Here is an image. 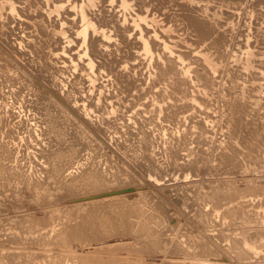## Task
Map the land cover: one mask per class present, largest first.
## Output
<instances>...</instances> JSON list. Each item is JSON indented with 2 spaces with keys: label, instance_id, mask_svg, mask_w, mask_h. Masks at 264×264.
<instances>
[{
  "label": "rangeland",
  "instance_id": "rangeland-1",
  "mask_svg": "<svg viewBox=\"0 0 264 264\" xmlns=\"http://www.w3.org/2000/svg\"><path fill=\"white\" fill-rule=\"evenodd\" d=\"M9 1L13 2L14 5H17L18 1H20L18 6L22 2H23L22 4L25 6L24 7L22 5H20V7L15 6L14 7L15 9L13 10L14 12H11L8 9V5L10 6ZM27 1H28V3L24 2L23 0L22 1L21 0H7V1L6 0H0V62H1L0 66H1V64H3L2 67H0V72L2 71L1 68L6 69L7 67H10L13 69V70L11 69V72H9L10 68H8L9 70L6 69V72H8V73H6L5 70L3 69L4 71H2L0 73V83H1L0 89L2 88L0 91L3 92V93H1V92L0 93L3 96H5V97H2L0 95V97L2 98V99L0 98V117L2 118V119L0 118V128L4 129V126H5L4 124H6V123H7L6 126L8 128H10L12 126L13 121H15V120L17 122H23L24 121L23 123H21L23 125L22 129H21L22 131L19 130V132L17 134L18 137L15 138V141H13V142H15V144H16L19 140V137L23 136L26 138V136H28L29 139H27V140L31 143H29L25 139L24 142L27 141V144H28L27 146L31 147V148L36 146L38 148L39 146L34 141L35 140L38 141V139H40L39 140V142H40L41 138L43 137L41 135V133L45 127L44 118L46 116L41 114L42 111L39 108H37L34 104L31 103V102H33L31 97L35 96V97H33V99L34 98L36 99V96H37L36 94H38L39 91H41L40 94L48 97V99L54 103V106H56L60 110H63L62 111L63 113L61 112L62 118L67 119V120L69 119L71 122L69 120L68 121L71 124H72V122H74L73 124H75V122L77 121L76 122V124L78 125L77 128L79 127L80 130L82 129V131H85L86 135H88L90 137V139L92 140L93 147L91 146L90 149L92 148L91 150L93 152H91V154L95 153L94 150L96 151V148L98 149L97 153L101 154L102 152L99 150H102L104 154H102L100 157H97V160H101L103 162V165L105 163H107V165L111 164L113 166V169L119 168L120 170H122L123 177L126 181L130 180V181L134 182V184H135L134 187H133V185L128 186L130 190H128L127 187H126V189H124V190H127L126 193H128V192L133 193L134 191H137V190L132 191L131 188L134 189L135 187H138V191H140L141 193L143 192V194H145V195L147 194V199L148 198L150 199L152 206L161 207L158 209L161 210V215L163 214V217L166 216V218L164 217V219H167V217L169 218V219H167L168 220L167 222L171 223V225L168 224V229H167V227H165V229H167V230L164 232V234L166 233L167 237H170V239L167 238V242H168V244H171L169 242L177 241L180 244V247L183 248V255H180V254L177 256L174 254L168 255V253H166L167 251H165L167 249H163L164 252H162V253L163 254L165 253V254L163 255L161 253L160 254L161 256L158 255V257L159 256L160 257L155 259V260L150 259L151 264L153 262H159L160 258L163 261L169 260V262H175L176 261V262H183L185 264H198V263L200 264V262H203V263L205 262L207 264L208 263L209 264H212V263L213 264L214 263H216V264H264V245H262V243L264 244V205H263L264 202L263 201H262L263 203L260 202L264 198V194L259 195V196L253 195L254 196L253 197L250 194L251 192L248 193V191H247L248 196H246L245 195V194H247L246 191H241V193L243 192L242 193L243 196L242 195H240V197L235 196V191H237L241 188L243 190V188L248 186V185L261 184L262 182L264 184V131H263L264 130V126H263V124H264V83H263L264 77L263 76L264 75L259 74V76H258L257 73H254V72L258 71V68H260L261 70H264V68H263V65H264V60H263L264 56L263 55L264 54L261 53L262 49L264 50V46H262V45H264L263 44L264 43V40H263L264 36H263V39H262V37H260V35L261 36L264 35V15H262V13L264 14V0H223V1L222 0H216V1L215 0H213V1L212 0H199L200 1L199 3H197L198 0H197V2H195V0H194V4L190 5V7L192 6L196 10H198L199 8H196V7H198V5L200 4L199 5V6H201L200 7L201 11L199 9V12L201 13L200 15H202L204 13L202 15V17H204L207 20L211 19L215 28L218 26L221 28L220 29L218 27V30H221V32H222V30H226V31H223L222 34L224 35V38L226 37L225 39L227 42L224 43V45H222L223 48L221 47L222 53L225 50L224 51L225 54L223 53L222 54L223 56H221V58H219L220 65H219V67H217V70L213 71L214 73H211L212 71L210 72L212 74V75L210 74L212 79L214 77V80H212L213 85L211 84L212 86L210 88L203 87V82L200 81L201 79L197 78L198 77L197 72L195 74L196 69L192 70V69H194V67L196 68V66H198V65L202 66V61L200 62L201 63L200 64L199 63V56L196 54V51L197 52H198V50L200 51L201 50L200 48H204L205 46H203L204 44H201V42L200 43L197 42L198 44L195 43L196 42L195 37H192L193 35L191 34V32L189 33L188 32L189 30H187L185 28L186 26L183 25L185 27L182 28L181 22L184 21L183 17L182 16L180 18L177 17V16H180V11L186 12L185 8H188V6H189V3H186L188 1L184 0V3H186V4H184L186 6L185 7L183 5V0H171V1H173V3H168L169 5H167V4L165 5V3L168 0H159V1L158 0H153V1L151 0L150 3H149V0L145 1L144 3L139 2V0H130L131 1L130 11L132 13L135 11H139L140 9L142 11H144L143 8L146 6V7H148V8L145 7L147 10L145 8L144 9H145V11H147V14H149L152 11L151 15L150 14L149 15L152 16V14H153V16L155 17L156 15L154 13L156 11H154V10L159 8V6L160 7L162 6L161 8H159V10L157 9V13H156L157 16L155 18L152 16L154 18L153 23H155L157 20L159 22L163 23L166 21V19L168 20L170 18L169 19V21L171 20L170 23H168L169 21L168 22L166 21L169 25H164L165 23L160 24L157 21L156 25L158 23L160 25L156 26L155 24L154 25L152 24L153 27L150 25V28L156 30V29H160L161 26H164V29H165V27L167 26L166 29L168 28V30L170 31V32H168V30H167V32H164L167 37L162 35L163 32H160V37L162 39L164 38L163 40H165L166 42H168V43L170 42V45L174 42L179 43V45L177 43L172 44L173 46L171 45L173 47L172 49L174 51L173 55L175 54L174 55L175 57H173V55H172V57L174 59H176V56L179 54L178 52H180V51H178L180 49V46H182L181 49L184 46L186 48L189 47V49L191 48V50H190L191 54H189L190 51L188 49H186L185 51L181 50V52H180L181 57H183V59H187L188 61H192L191 63H188L185 60H182L179 62L180 64H178V63H177V65L175 64L174 67L170 68L167 71V72L170 71L171 75H169L170 73H168L165 76H160V77H162L163 80L165 78L164 84H163V80H161L159 75H157L158 73H156V74L154 73V72H157L156 70H158L156 68V65H154V63L156 64V62H157L161 66L165 67V65H167L166 62H168V61H166V60H168V55L167 56L162 55L163 53L161 52L160 48H158L159 46H156V48H155V45H154L153 46L154 47L153 53L156 54V51H157L158 52L157 54H159L161 52L160 55L152 54L154 56H152V58H150L151 61L148 57L147 58L145 56H144L145 58L142 57L143 56L142 54H141L142 55L141 56L140 53L139 54L137 53V51L140 52L139 48H138L139 45L134 44L135 42H134V40H132V38L135 39V37L133 36L134 30H128V32H127L128 34H133L129 37L131 40L128 38V41L130 40L131 43H132V41L134 42L131 45L129 44V47L130 48L132 47V49H130V50H133V48H134V50L131 52L133 55L132 57L130 56L131 58L129 56H128L129 58L126 56L127 59L125 60V57L124 56L122 57L123 62L127 61V62H124L126 64V66L125 67L123 66L125 64H123L122 66L125 68L123 70H125L126 73L128 70L133 71V74H131L132 71H129V74L131 76L134 75V76H132V78L135 81L134 83H136V84H134L136 86V88H133L134 90L132 89L133 91L132 90L130 91V94H132V95L129 94V91H126L121 87L120 88L124 92L123 91L121 92V90L120 91L117 90V93H115V91H116L115 89H120V88H117L118 85L115 84V81L113 79L108 82L107 77L110 79L111 76L109 74L105 73L104 71H101V70L99 71V69L95 70V72L97 71L96 73L98 76L96 75L97 77L94 79L92 84H88V82H86V84L84 83L85 79L83 80V78H85V76H82L84 74V72L81 70V67L85 63V62H83V59L85 57L82 56V54H80V57H78L77 53L81 49V47H80L78 42H77L78 43V45H77V43H76L77 40H75V39H77L76 37H75V39H73L74 41L71 40L72 43L66 42V41H64L65 40L64 38L61 39L58 37H55L53 39L52 42L53 43L55 42L54 45L52 42H50V44L53 45L54 48L56 46L58 47V49H57V47L55 48V49H57V51L62 49L63 48L62 46L64 44L66 45V46H64L65 47L64 50L66 48H68V49H66V51H68V53H66V51H64V52L59 51L60 53H64L63 55L66 54L65 58L68 57L67 60L65 58H60V57L55 58L57 60L60 58V61L58 60L59 61L58 65L59 64L62 65V66H60V65L59 66L63 68V69H61V71H58L56 69L57 71H55V75H58L61 78L62 77H64V78L61 79L60 77L54 75L55 76L54 78H56V80H54V81H56L57 84L61 83L63 86L57 85L56 83H54V81H50L43 74V72L41 74V71L39 72L38 69L36 70L35 65L39 61L38 57H40V59L43 57L42 53H40V52L41 51L44 52V50L46 51V47H43V49L41 50V47L36 46L37 44L36 45L33 44V43H35V41L31 43V41L37 40L39 38V36H38L39 33H37V31L35 33H37L38 35L34 34V27L35 26L31 25V22L34 19L31 17V16H33V11L35 12L36 16L38 15V18L39 17L40 18L44 17V18H41V19L39 18L38 20H36L37 17L34 16L35 21L33 20L32 24L34 22L41 21L40 24L43 23L45 26L48 24L51 25L50 26L51 29H53L55 27L53 24L56 23V20H57V23L59 22V25H57V23L55 24L56 26L59 27L62 25L63 27H65V25H66L67 27H69L70 26V25H68L69 22H66L64 24L62 21H63L64 17H66V19H69V18L72 19L71 16L73 14H71L72 11H70V10H69L70 11V13H69L68 8L64 6L65 8L61 10V15H58V17L56 15H54L56 18L54 16H52L53 19L55 18L54 19L55 22L51 21V23H52L51 24L50 21L46 19V18H48V16L45 15L46 8H43L46 6L41 5L42 7H40V5H38L40 1H38V0H37L38 3H37V1H35L33 3H31V0H27ZM70 1L71 0H65V1L63 0V3L66 6H68V7L70 6L69 9L70 8L75 9L77 7V6H75V2H76V5L81 3L80 0H74V1L72 0V2H70ZM83 1L86 2V0H83ZM96 1H98V0H96ZM102 1L103 0H99L98 2H96L97 6H95V12H97L96 10L99 9L98 8L99 5L101 6L102 4L105 3L104 8H106V9L108 7L109 8L111 7L113 10L116 8L113 11V13L115 14V17L117 19L119 18L118 20L120 23V21L123 19V18H121L123 16V14H120V15H122L120 17V15H118L119 13H115V11L122 13L121 11H119L120 9L117 6V2L113 1L112 3L111 2L107 3L110 0L109 1L104 0L103 2ZM130 1H129V3H130ZM133 1H134V3H133ZM224 1H225V4L227 3V5L223 4ZM146 2L148 4H151L152 7H151V5H148ZM35 3H37V5ZM73 3H74V5H71ZM137 3H140V7H142V4H144L145 6L143 5V7L140 8L137 6V5H139ZM34 4H35V6H34ZM42 4H43V2H42ZM110 4H112V5H110ZM160 4H162V5H160ZM220 4L221 5L223 4L222 9L219 6ZM29 5L31 6L30 7L31 9L33 8L32 6H34L36 11L34 10V8H33V11L29 7L26 8V6H29ZM82 5H85V3L83 2ZM210 5L213 8V9L211 8L213 10V13L209 12V11H212V10H209ZM136 6L139 9L135 8ZM163 6L164 7L169 6V7L163 8ZM229 6H231V9H232V7H234L233 8L234 10L232 11L230 9L231 10V12H230ZM96 7H97V9H96ZM218 7H220V8H218ZM224 7H226V8H224ZM28 8L30 9L29 11H31L32 14L27 13V12H29ZM38 8H39V12H40L41 8L44 12L41 10V12H43V13H41V12L36 13L38 11ZM109 8H108V11H109ZM133 8L136 10H134ZM150 8H151V10H150ZM172 8H174V10ZM178 8L179 9L184 8V9L179 11ZM24 9L26 10V12H23ZM77 9H78V7H77ZM167 9L168 10L170 9V10L168 11ZM171 9L173 10L174 15H173V12L171 14V11H172ZM217 9H218V12H216ZM225 9H227L229 11L226 10V13L225 12L223 13V11H225ZM20 10H22V11H20ZM63 10H64V12L68 11V14L63 12V14H65V15H64V17H62V20H61L59 17L62 16ZM148 10H150V11L148 12ZM165 10H167L166 11L167 14H166ZM109 12H111V11H109ZM168 12H170V14ZM175 12L176 13L178 12V14H176ZM14 13H17V15L15 17H14V15H15ZM97 13H99V12H97ZM216 13H219V14L217 15ZM232 13H234L235 15ZM9 14H11L10 17H9ZM21 14H23V15H21ZM39 14L41 16H39ZM126 14L128 15V13H126ZM164 14H166V15H164ZM168 14H169V16H167ZM209 14L210 15L211 14L217 15V16H215L217 18H215L213 15L210 16ZM224 14H226V15H224ZM231 14H232V16H231ZM247 14H248V16H246ZM29 15H30V18L29 17L27 18V16H29ZM175 15H177V16H175ZM255 15H257V19H256ZM163 16H164L165 20L163 19ZM212 16H213L214 20L212 18H210ZM128 17H127V19H128ZM160 17H162L163 21H162V19L159 20ZM175 18H176V20H175ZM178 18L180 20V23L178 22L179 21ZM258 18H260V19H258ZM45 19L47 20V22L49 21L48 24H45L46 23ZM48 19H50V17ZM53 19L51 18V20H53ZM70 19H69V21H70ZM73 19L75 20L76 18L74 17ZM216 19H218L219 20L218 22L222 23V25H220ZM224 19H225V21H224ZM255 19L257 22H258V20L260 21L259 24H261L260 26H261V28H263L261 31H260V26H258L259 24L258 23L255 24L256 23ZM30 20H31V22H30L31 27L28 26ZM222 20H223V22H222ZM213 21H215L216 23H214ZM61 22L63 24H61ZM121 22H123V21H121ZM128 22H126L125 25H127ZM183 23L185 24V22H183ZM217 23H218V25H216ZM172 24H174V26L177 24H179V25H177L175 27L174 26L171 27ZM223 25H225V26H223ZM52 26H54V27H52ZM154 26H155V28L156 27L157 28L155 29ZM178 26H180V28H181V30H179V28H178L179 32L181 31L180 33L176 30ZM170 27L173 28V30L175 32L172 33V30ZM222 27L223 28L226 27V29L225 28L222 29ZM254 28H257L259 32L257 31V29H254ZM29 29H30V31H29ZM182 29L186 30V32L184 31L185 34H183L184 32H182ZM227 30H231V31L227 32ZM32 31H33V33H32ZM71 31H73V30L71 29ZM129 31H130V33H129ZM160 31H161V29H160ZM30 32H31V34H33V36L30 34ZM157 32L159 33L158 30H157ZM187 32H188V34H191V35L188 36ZM224 32H227L228 34H231V35L233 34L232 38L227 33H226L227 36H225ZM261 32H263V34ZM28 33H29V36L30 35L32 36V39H31V36L27 37ZM168 33H170L169 36L171 35L170 36L171 38L168 36ZM174 33L175 34L179 33L180 35H182V34L183 35L180 36L178 34L181 37V38L178 37V38H180V39H178ZM253 33L254 34L259 33L260 35L256 34V36H255V35H253ZM240 34L242 37L241 40L243 39V37H245L246 35L249 34L248 35V39H249L248 41L251 44V45L249 44L250 47L252 46L250 48V50L252 49L251 52L254 51V52H252L253 54H250V57L253 55H254V57H252V58L249 57L250 58L249 61L251 60V62L254 64L252 65L251 62H248L249 66H247L246 68L240 67V63L244 64V59H245L243 57V55L239 54V46L241 47V45H242V44L240 45V43L244 41V39H243V41L240 40L241 42L237 41L240 39ZM251 34L253 37L254 36L255 37L254 38L251 37L250 36ZM34 35L37 36V39H33V38H36ZM148 35H150V34H148ZM186 35H187V37H186ZM174 37L177 38L178 40H181L182 38H184V41L187 40L188 42H190L192 44L191 47L188 46L189 43H187V41L182 43V41H177V39H175ZM189 37L192 39V41L195 40V42L193 41L194 44H193V42L190 41L191 39H189ZM227 37H228V39H227ZM167 38H169V39H167ZM235 38L237 40H232ZM22 39L24 41L27 40L25 42L23 41L25 44L24 43L21 44L22 42L20 43V40H22ZM29 39L31 40L30 42H28ZM174 39L176 41H174ZM253 39L254 40L258 39V41L253 42ZM261 39L263 40V42ZM259 40H261L260 43L262 42V44L258 43ZM39 42L40 41H38V43ZM56 43L58 45H56ZM116 43H117V45L120 43V45H118V46L123 45L122 44L123 42L118 43V41H117ZM181 43H182V45H181ZM185 43H187V44H185ZM255 43H257L258 45H256ZM28 44L31 45L32 47H30ZM71 44H73V45H71ZM183 44H185L187 46H185ZM19 45H20V48H19ZM22 45H24V47H22ZM117 45H115V46L112 45V47H114L111 51L112 55H115V53L118 52V49H117L118 46ZM136 45H137V48H136ZM176 45L178 46L179 49L176 48L177 47ZM193 45H195V46H193ZM255 45L258 47L256 48ZM260 45L262 46L261 50L259 48V47H261ZM201 46H203V47H201ZM237 46H238V48H237ZM253 46L257 50H255V48H253ZM27 47H30V49H28L29 50L28 54L30 53L29 55L28 54L25 55L26 53L24 54V52H26ZM50 47H51V49H53L52 46H50ZM193 47H198V48L200 47V48L198 50H197V48H195V50H194ZM39 48H40V52H39ZM135 48L138 49L136 52H135V50H136ZM174 48H176V49H174ZM18 49H21V50H18ZM31 49H34V50H32L30 52ZM109 49H110V47L107 50L110 51L111 49L110 50ZM22 50H24V52H22ZM35 50L37 52H39L38 54H41L39 56L37 55L38 61H36L37 59L33 60V58H36L35 54H37V52ZM75 50H76V52H75ZM204 50H207V51H203L205 53L207 52L206 53L207 55L210 53L209 56L211 54H213L212 50H210L208 48H206ZM208 50H210V51L208 52ZM186 51L187 52L189 51V52L187 53ZM235 51H237V52H235ZM256 51H257V53H256ZM134 52H135L136 56H134ZM71 53H73V54H75V56H77V60H76L74 55L72 56ZM183 53H184V55H183ZM185 53H186V55H185ZM33 54L35 56H32ZM68 54H71L72 57ZM118 54L120 56H122V54L119 52L115 56L118 57L119 56ZM257 54H258L259 58L257 57ZM63 55H61V56L64 57ZM137 55H139V57L141 56L142 58L140 59ZM259 55H261V57ZM28 56L30 58L31 57L32 58L26 59V57H28ZM161 56L163 57L162 59H161ZM164 56L167 57L166 60L164 59L165 58ZM189 56H191L193 58H191ZM196 56H198V58H196ZM213 56L214 55H211L210 57L212 58ZM70 57L71 58L74 57L73 62L79 63L78 61H80V63H79L80 65L78 64L79 66H77V67H78L79 71L81 70L80 71L81 74L79 71H77L79 73L76 72V74L77 75L80 74V76L83 77L81 79V80H83L82 82L79 80L81 77H79V79H75V78H77L76 76L73 77V74H75V72L74 73H72V72L76 71L77 68L74 69V68L70 67L71 66L70 64L72 63V61L70 60L71 59ZM133 57H135V58L137 57V58L134 59ZM194 57H195V59H194ZM241 57H242V59H240ZM256 57L258 59H260V58L261 59L258 61ZM79 58H81L82 60ZM153 58L155 60H153ZM158 58H160L161 60ZM3 59L5 60L6 63L4 62ZM129 59H130V61H129ZM146 59H148V60H146ZM169 59H172L171 55H169ZM192 59L195 62L198 61L199 64L197 63L198 64L197 65L196 63H194V61ZM238 59H240L239 64H238ZM254 59L257 60L256 61L257 63H255L253 61ZM98 60L99 59L96 58V61H98ZM242 60H243V62H242ZM67 61H69V63ZM133 61H136V62L134 63ZM162 61L165 63H163ZM30 62H32V63H30ZM60 62L61 63L63 62V63L61 64ZM183 62L185 63L184 68L190 67V64L193 65V66L191 65L192 67L190 69L186 68L188 70L187 74H182L183 67L180 69V67L182 65H184ZM4 63L6 65L7 64H9V65L5 67ZM128 63L135 64L134 65L135 68L133 67L135 70L133 68H129L130 66L132 67L133 65L128 64ZM181 63H183V64L181 65ZM258 63H260L261 65L260 64L258 65ZM262 63H263V65H262ZM10 64H11V66H10ZM136 64L137 65L139 64L138 67ZM68 65H70V66H68ZM179 65H181V66H179ZM186 65H188V66H186ZM254 65H256L258 68H256V67L253 68ZM64 66H66V68L69 67L68 69H71V70L73 69V71L65 69ZM154 66H155V68H154ZM200 66L197 67L196 71H198L201 68ZM127 67L129 69L126 70ZM238 67H239V69H238ZM249 67H251V68H249ZM15 69H17V70H15ZM19 70H20V72H19ZM13 71H15L14 72L15 76L16 75L18 76L20 73V75H19L20 81H22V83H23L22 91H20L21 85H19V83L21 84V82L19 81V77L17 78V76L15 77V76L8 75L9 73L13 75ZM16 71H18V72L16 73ZM95 72H94V77H95ZM99 72L101 75L99 74ZM174 72H176V73H174ZM192 72L194 75H196L193 80H192V78L194 75L192 74ZM247 72H249V73H247ZM68 73H70L72 75V77H70L71 75ZM22 74H23V76L24 75L25 76L23 77ZM33 74H34V76H33ZM102 74L104 77H102ZM176 74H179L176 77L177 79L173 78V77H175ZM253 74H254V77H256V80L253 77ZM255 74H257V75H255ZM67 75H69V76H67ZM153 75L157 76V78L153 77ZM232 75H233L234 79H236V81L241 83V84L238 83L239 85L237 84L238 86H235V88H233L234 86L232 87L231 81H230ZM243 75H246V77L244 76L245 79L242 78ZM2 76L3 77L5 76V78H3ZM6 76H8V79H6ZM9 76H10V79L12 78L11 82H9L10 81ZM21 76H22V78H21ZM65 76H66V78H65ZM167 76L170 78L168 79ZM13 77H15V78H13ZM57 77H58V79H57ZM180 77H181V80H180ZM184 77H185V79H184ZM187 77L188 78L191 77V79L190 78L188 79ZM23 78H25V79H23ZM44 78L46 79L47 82L45 81ZM68 78H70V79L73 78V80L71 79L72 82L74 81L73 84L76 83L79 85V83H82V85L84 84L85 86L88 84L86 86V90L85 89L82 90L83 87L85 88L84 85H83V87H80V86H82L81 84H80V86H77L76 84H74L72 86V82H70V84H69L70 79H68ZM135 78H136V80H135ZM155 78L158 79V81ZM178 78H179V80H178ZM4 79H6L5 84H4ZM16 79L18 80L17 83L19 82L18 84H16ZM27 79H28V81H27ZM64 79H66V80H64ZM174 79H176V81H179V87L173 86L176 83V81ZM183 79L186 80L189 84L186 81L184 82ZM195 79H197V80H195ZM246 79L248 81H245ZM23 80H24V82L27 81L28 83L25 82L26 83L25 84L23 82ZM48 80H49V82H53V83H51L52 87L50 86ZM60 80L63 82H60ZM77 80H78V83H77ZM189 80H190V82H189ZM242 80H244V81L242 82ZM152 81H156V83L152 82ZM194 81H196L198 83L195 82L196 83L195 84ZM199 81H200V83H199ZM254 81H256L257 84L263 83V85H261V84L256 85V83ZM2 82H3L4 86H2ZM12 82H14L15 84ZM64 82H66V83L64 84ZM167 82H168V84H167ZM45 83H47V84H45ZM229 83H230V85H229ZM244 83L247 85L246 88H243L245 86ZM248 83L250 85H248ZM251 83H255L252 85H256V86L261 85V86H259L260 89H259V87H257V88H253V90H252ZM111 84H112V86H111ZM137 84H139V85H137ZM165 84H166L167 88L165 87ZM12 85H14L15 87L13 86V88H10V86L12 87ZM26 85H28L27 87L29 88V90L24 89V86H26ZM162 85H164V86H162ZM169 85L171 88L168 87ZM195 85H197V86H195ZM17 86H20V88L19 87L17 88ZM48 86H49V88H46ZM89 86L92 88V92H90L91 88ZM92 86L95 88H93ZM110 86L112 87V89ZM172 86L176 87V88H173ZM185 86L190 91L189 94H188L189 91L187 90V88ZM58 87H60V88H58ZM87 87H89V88L87 89ZM247 87L248 88L250 87L251 89L249 88L250 89L249 90ZM14 88H16V89H14ZM54 88L55 89L58 88V89H56V92H54L55 91ZM231 88L233 90L234 89L237 90L236 93H234L235 90L233 92V90ZM242 88L244 90L247 89L244 93L246 96L242 93V92H244V90ZM48 89H50V90H48ZM165 89H170V90H166L168 94L165 91H162ZM172 89L173 90L175 89V91H172ZM198 89H200V92L203 94H201L199 91H197ZM228 89H231V91L229 92ZM257 89H259L258 92H257ZM12 90H13V92H18V93H16L17 97L15 96V93L12 92ZM23 90L27 91L28 93L24 92ZM30 90H32V93H35V94H32ZM37 90H38V92H37ZM60 90H62V91H60ZM159 90H161V91H159ZM238 90L241 91V93L239 91V95L240 94H241V96L244 95L243 96L244 99L247 97L246 102H247L248 107H249L247 115L242 117V121L244 123H248V125H249L247 127V129H244V131H240V130L233 131V130H231L232 125L228 124V118H229L228 116L229 115H228V113H225V111L227 112V110L224 109V105H223L224 98H227V96L232 92H233L232 94H237ZM86 91H89L90 93L86 92ZM97 91L99 93L101 91V93H102V94L100 93L101 96H99V93ZM208 91L209 92L211 91V92L209 93ZM20 92H22V93H20ZM60 92H61V94H60ZM66 92H68L69 94ZM96 92L98 93V95L93 97L95 95L94 93H96ZM111 92H114V93L112 94ZM120 92H121L122 96L120 95ZM126 92H128L127 95H129V96L125 95ZM197 92H199V93H197ZM4 93H5V95H4ZM11 93H12V95H11ZM86 93L88 95L91 94L92 96L91 95H89V96L91 98L93 97L92 101H94V99H95V101L92 102L90 97H89L90 99H88V98L85 99L84 97H88V95ZM139 93H141L140 96H139ZM170 93L171 94L173 93L174 95L173 94L171 95ZM179 93H181V95ZM66 94H68V95H66ZM81 94L84 96H82ZM103 94H105V95H103ZM177 94H179V95H177ZM198 94H200L201 96H204V98L201 96H199L201 99L199 97L198 98L194 97V96H197ZM204 94L207 95V97H205ZM48 95L52 96V98L54 100ZM60 95L62 96V98L64 96V98L62 99L63 101L61 100ZM111 95H113V96H111ZM189 95H190V97H189ZM191 95H192V97H194L193 98L194 101L192 100ZM56 96H58V97L56 98ZM71 96H72V98H71L72 100L70 99ZM102 96H105L106 98L102 97ZM116 96H117V98H115ZM170 96H171V98L168 100L167 97H170ZM97 97H98V99H97ZM99 97H101L102 100ZM119 97L122 99L121 102H120ZM134 97H137V98H134ZM180 97L181 98L184 97V98L181 99ZM104 98H105V100H103ZM179 98L182 102H180ZM195 98H196V100H195ZM28 99L29 100L31 99L30 100L31 102H29ZM64 99H66V100L68 99L67 101L69 103L70 102L71 103L67 104L68 102L66 100H65L66 102H64ZM110 99L112 100V102L110 101ZM222 99H223V101H222ZM24 100L25 101L28 100V101H26L27 103ZM184 100H186V101H184ZM99 101H101V102L105 101L104 103L105 104L107 103V106H105L104 103H101ZM115 101L116 102L118 101L120 103L117 102V104H118L117 105ZM57 102L59 104H56ZM97 102H99V103L97 104ZM174 102H176V103H174ZM186 102H187V104H186ZM30 103L32 106H30ZM111 103H113L114 105L116 104L115 107H113L114 105L113 106L109 105ZM180 103H181V106L186 104L185 107L183 106L184 108L180 107L181 111H180V109H178L176 111V113L174 115H172L173 117L165 116L166 115L165 113L168 112V110L171 108V106H173V104L174 105L178 104L176 106H180ZM84 104H86V105H84ZM103 104L106 108L103 106ZM165 104H167L168 106ZM10 105H11V107H10ZM33 105L35 106L34 108H33ZM75 105H76V107L79 106L77 108V110H76ZM90 105H91V107H90ZM169 105H171V106L169 107ZM190 105H191V107H190ZM100 106H103V107H100ZM108 106H110V107L108 108ZM162 106H163V108H162ZM165 107H166V109H165ZM30 108H33L34 110L30 109ZM96 108H99V109H96ZM102 108L103 109L105 108L106 111L103 110ZM110 108H112V110H110L111 112L109 111ZM35 109H37V110H35ZM39 110H40V113L35 114ZM79 110H81L82 112L80 113ZM222 110L223 111L225 110V111L222 113ZM5 117H6V119H5ZM35 120L39 121L38 123L40 125L38 123H34V122H37ZM16 121L14 122V124H16ZM9 122H10V124H8ZM26 124H28L29 128L30 127L34 128L35 126L36 127L34 129L31 128L29 130L28 126ZM29 124H31V126ZM76 124L74 127H76ZM139 125H141V128H144L143 133L139 132V129H140ZM23 127H25L26 129ZM23 129L25 131L27 130L26 132L28 134H26V132H24ZM255 129H256L257 133H251V131H254ZM32 130L34 131V134H32V132H33ZM28 131L30 132L31 136H33V138L35 137V140L29 136ZM35 132L39 133L40 135L37 136L38 134H36ZM247 132L249 133V135L247 134ZM22 133H25V134H22ZM246 134H247V136H246ZM229 136L232 137V144L231 145H229L227 143ZM2 137L3 136H0L1 141H3ZM16 139H17V141H16ZM32 139H33V141H31ZM5 140H7V138ZM144 140H147L146 142H148L147 147L145 146ZM13 142H12V144H14ZM19 143H21V141ZM32 143H35L34 146H30V144L32 145ZM40 143L42 145L44 144L42 141ZM28 147H26L25 153H26V151H28V152L31 150L33 151V149H34V148L30 149ZM22 148L23 147H21V149ZM85 151H88V150H84L82 153L85 154ZM232 153L235 154L236 157L238 158L237 164L235 163L234 167H232V166L230 167V165L225 164L227 158L232 156ZM89 154H90V152H89ZM32 158H34L33 160L36 159L37 161L35 160V163H33L34 161H32V160H31L32 162L30 161L32 168L29 165L26 166L25 165V164H27L26 162L24 163V165L22 164L23 167H27V168L23 169L24 171L27 169L26 172H29V171L31 172L34 164H36L34 167L37 168V166H38L37 163H39V161L35 157H32ZM103 160H105V161H103ZM12 163L13 162H10L9 164H12ZM28 164H30V163L28 162ZM28 169H29V171H28ZM39 175L40 174H38V176ZM41 176H42V174H41ZM259 181L261 183H259ZM262 186H264V185H262ZM231 192H232V194H230ZM244 192H245V194H244ZM233 194H234V197H233ZM244 195L246 197H244ZM255 201H256V204H255ZM0 202H1V200H0ZM50 206L52 207L53 205L52 204L51 205L46 204L44 208H47V210H48V208H50ZM55 206H57V205H55ZM55 206H53V208H55ZM60 208H62L64 211V208L60 207V205H59V209ZM62 209H60V210H62ZM212 209H216V211L219 212V215H217V216L211 215V217H210ZM160 210H158V213L160 212ZM63 211H59V213L63 214ZM10 213H11L10 210L7 211L6 213L5 212L0 213V224L4 221L3 219H5V221L8 220L7 222H9V220L12 219L9 217ZM1 214L2 215L4 214L3 217ZM1 219H2V222H1ZM7 222L2 223L3 228H4V226H3L4 224H5V228H6ZM8 226H9V224H8ZM3 228H1L0 231L1 230L3 231L4 230ZM170 228H171V230H170ZM251 234L253 235V237L250 236ZM243 236L248 238V240H249L248 242H252L254 245L256 244L257 246L256 245L255 246L257 247L258 251H256L255 253L252 252V250L249 251L250 248L248 247V245L246 243H244ZM1 238L2 239L5 238V235H4V237L2 235ZM218 239H221V240H218ZM199 243H204V244L208 245L209 247L214 249L219 256L212 257L213 259H211V260H213V262L212 261L206 262V261L201 260L202 258L200 256V251H199V247H198ZM45 252H42V253H45ZM47 253L48 252H46L45 254L49 256L50 254L49 253L47 254ZM37 254H38V252H37ZM40 255H37V256H39L41 260L49 261V258L51 259V256L48 257V256L43 254L44 257L46 258L45 259L42 255L41 256ZM53 257H54V259L56 258L55 256H53ZM142 260L144 261V258L141 260H137L138 264H148V262H149V261L143 262ZM140 261H141V263H139ZM23 262L24 261L21 262V260H20L21 264ZM210 262H212V263H210Z\"/></svg>",
  "mask_w": 264,
  "mask_h": 264
},
{
  "label": "bare ground",
  "instance_id": "bare-ground-1",
  "mask_svg": "<svg viewBox=\"0 0 264 264\" xmlns=\"http://www.w3.org/2000/svg\"><path fill=\"white\" fill-rule=\"evenodd\" d=\"M23 1L28 3L27 0L26 1L23 0ZM35 1H37V0H31V3L35 2ZM38 1H40L39 4H38V5H40V7L46 6V7H43V8H46L45 15H47L48 18L50 17V19H48V18H46V19L49 20L50 23H51V21L55 22L54 19L56 17L54 15H56L58 17V15H61V10L64 9L65 7H67L68 11L69 10L72 11L71 14H73V15L72 16L70 15L72 19L69 18L70 19V21H69V19H66V17H64V15H65V14H63L64 10L62 11V16L59 17V18L62 20V17H64L62 22L64 24L66 22H69L68 25H70V26L67 27L65 25V27H63L61 25V26L58 27V26L55 25L57 23V20H56V23L53 24L55 27L52 26L54 28L51 29V27H50L51 25L48 24L49 21L47 22L46 19H45V21H46L45 24H48V25H46L47 27L43 23L40 24L41 21H39V22L37 21V22H34L32 24L33 20L35 21V17L34 16H36L35 12L33 11V8H34L35 4L37 5ZM38 1H37V3L34 4V6H32L33 7L32 9L30 8L31 7L30 5L26 6V8L29 7L33 11V16H31V17L34 18L32 20V22L30 20L29 24L28 23L27 24L30 27H31V25L35 26L34 27V34L35 35H38L37 33H39V35H38L39 36V38H38L39 40L37 39V36L34 35L36 38H33V39H37V40L31 41L29 39L28 42L31 41V43H32V42L35 41V43H33V44L34 45L37 44L36 46L41 47V50L43 49V47H46V51L44 50V52H42V51L40 52V48H39V52L42 53V56H43L41 59H40V57H38L41 54H38L39 52H37L38 50L36 49L37 51L36 50L35 51L37 52V54H35L36 52L34 53L36 55V58H33V60L37 59V57H38L39 61L37 59L36 61H38V62L36 63V65L34 64L35 67H36V70L38 69L39 72L41 71V74L43 72V74L50 81L56 80V78H54V77L58 76V75H55V71H57V70L61 71V69H63L62 67H60L62 65H60V64H59L60 66L58 65V62L60 61V58H65L66 54L63 55L64 53H60V52H64V51H66V49H68V48H66L64 50V48H65L64 46H66L64 44L62 46L63 48L61 47L62 49L59 50L60 52L57 51L58 47L56 45H58V44L56 43L55 46L57 47V49H55L56 47L55 48L53 47V45L55 43V42L54 43L52 42L53 39L55 37H58V38H61V39L64 38L65 39L64 41H66V42H71V40L75 39V37H76L77 38V39H75V40H77L76 43L78 42L80 47H81V49L77 53L78 57H80V54H82V56L85 57L83 59V62H85V63L83 65L81 64L82 65L81 70L84 72V74L82 76H85V78L80 76V74H81L80 71L81 70L79 71V69L77 67V66L80 65L79 64L80 61H78L79 63L73 62L74 61V57L71 58L73 55L75 56V54H73V53H71L72 56H71V54H68V55L71 56L70 60L72 61V63L70 64L71 66L70 65H68V66H70V67H72L74 69L77 68V70L73 71V69L71 70V69H68L69 67L66 68V66H64L65 69L71 70V71H73L72 73L75 72V74H76L77 71H79L80 74H78V75L77 74L76 75L73 74V77L76 76L77 78H75V79H79V77H81L79 79L81 82L85 79V81H84L85 84H86V82H88V84H92L94 79L98 76L97 73H96L97 71L95 72V70L99 69V71L100 70L104 71L105 73L109 74L112 77V78L110 77V79L107 77V81L108 82L113 79L115 81V84L118 85L117 88L121 87L124 90L129 91V94H130V91L133 88H136V86L134 85L136 83H134L135 81L132 78V76H134V75L131 76L129 74V71H132V70H128L127 73L125 72V70H123V69H125L124 67L126 66V64L124 62H127V61L123 62V60H122L123 56L125 57V60L127 59L126 56L127 57L128 56L129 57L133 56L131 52L134 50V48H133V50H130V49H132V47L130 48L129 44L131 45L132 43L135 42L134 44L139 45L138 48H139V51H140V52L137 51L138 49H136L137 48V45H136L135 52L137 51L138 54L140 53V55L141 54L143 55V56L141 55L142 57L145 56L146 58L148 57L149 59L152 58V56H154L152 54H155V53H153V48H154L153 46L155 45V48H156V46H159L158 48H160L161 52L163 53L162 55H166V56L168 55V60H166L167 57L164 56L165 57L164 59L166 61H168V62H166L167 65H165V67L161 66L157 62H156V64L154 63V65H156V68L158 69V70L155 69L157 72H154V73L155 74L158 73L157 75H159V77L160 76H165L166 74L170 73V71L169 72H167V71L170 68L174 67L175 64L176 65H177V63L180 64L179 63L180 61L185 60L188 63L192 62V61H188L187 59H183V57H181V54H180L181 50L185 51L186 49H188L190 51L191 48L189 49V47L186 48V47L183 46V48L181 49L182 46H180V49H179L178 46L176 45L177 46L176 48L179 49L178 51H180V52H178L179 53L178 55L176 54L177 55L176 59L173 58V57H175L174 56L175 54L173 55L174 51L172 49L173 48L172 44L177 43L179 45L178 42H174V41H176L175 39H177L178 37L182 36L186 32L185 29H182V32H184V31L185 32L182 35L179 34L181 32V31L179 32V30H181L180 26L182 25V28L186 26L185 28L187 30H189L188 32L189 33L191 32V34L193 35L192 37H195L196 42H195V40H193L195 43H197V42L200 43L201 42V44H204L203 46H205L204 48H200L199 47L201 49L200 51L198 50L199 49L198 47H193L194 50H195V48H197L198 52L196 51V54L199 56V63L202 61V66L203 67L198 65L199 63H198L197 60H196L197 62H195L192 59L194 61V63H196V64L198 63L197 65L201 67L198 71H196L198 66H196V68L194 67V69H192V70L196 69L195 70V74L197 72V76H198L197 78L201 79L200 81L203 82V87L210 88L213 85L212 80H214V77L212 79L210 74L214 73L213 71H216L217 67H219V65H220L219 58H221V56H223L222 54L225 51L224 50L223 53H222L221 47L223 48L222 45H224V43L227 42L226 39H225L226 37L224 38V35L222 34V32L226 31V30H222V32H221V30H218L219 26L216 27L217 29L215 28V26L212 23L211 19L207 20L204 17H202V15L204 13L202 15H200L201 14L199 12V9L201 11V8H200L201 6H199L200 4L198 5V7L195 6L196 8H199L198 10H196L192 6H191L192 7L191 8L190 5L194 4V0H186L188 2L185 1L186 3H189L188 8H185L186 12H183V11L181 12L180 11V10H183L184 8L183 9H179L178 8L179 11H180V16H177V15H175V16H177L179 18L182 16L183 19H184L183 22H185V24L183 22H181V25L177 27L176 30L179 32L178 34L180 36L178 34L174 33L177 36V38L174 37L175 39L173 41L174 43L171 44L172 46L170 45V42L168 43L165 40H163L164 38L162 39L160 37V32H163V33L167 32V30H168V28L166 29L167 26L165 27V29H164V26H161L160 27L161 31H160V29H156L157 27L155 28V26H154V28L156 30L150 28V25L152 27H153L154 24L156 25V22L158 20L155 23H153V21H154V18L157 16V14H156L157 13V9L159 10V8H161L162 6L161 7L159 6V8L154 10L156 12L155 13L153 12V13L156 16L154 17L153 14H152V16L154 17L153 18L152 16H150L152 11L149 13L150 15L147 14V11H145V9L148 8V7H146L144 4H142V7H143V5L146 7V8L144 7L145 9L143 8L144 11H142L140 9L139 11H135V12L132 13L130 11V9H131V1L130 0H110V1L108 0L109 2L106 1L107 3H110V2L112 3L113 1L117 2V6L120 9L119 11H121L122 13L117 12V11H115V13H119L118 15L123 14V16L120 15V17L122 16L121 18H123L121 20L123 22L120 21V23H119V20H118L119 18L117 19L115 17V14L113 13V11L116 8L113 10L111 7H110L111 8L110 9L107 6L109 8V11H111V12H109L108 8L107 9L104 8V4L105 3L104 4L101 3L103 6L99 5L98 6L99 9H97V7H96V9H97L96 11L99 12V13L95 12V6H97L96 2H98L99 0L98 1H96V0H86V2L83 1V0H80L81 3L77 4V5H76V2H75V6L78 7V9H77V7L75 8L76 10L75 9H71V8L69 9L70 6L69 7L66 6L63 3V0H38ZM129 1H130V3H129ZM145 1H148V0H141V1L139 0V2H141V3H144ZM168 1L165 3V5L166 4L169 5L168 3H173V1H171V0H168ZM9 2H10V6L8 5V9L11 12H14L13 11L15 9L14 7L18 6L20 1H18L17 5H14V3L11 2V1H9ZM42 2H43V4H42ZM70 2H72V0ZM83 2L85 3V5H82ZM150 2H151V0H149V3ZM195 2H197V0H195ZM199 2L200 1L198 0L197 3H199ZM22 3L20 5H22L24 7L25 5H23ZM133 3H134V1H133ZM186 3H184V0H183V5L186 4ZM137 4H139V5H137ZM137 4L136 5L138 7H140V3H137ZM223 4L227 5V3L225 4V1H224ZM223 4L219 5L221 7V9L223 8L222 7ZM20 5L18 7H20ZM71 5H74V3L71 4ZM110 5H112V4H110ZM148 5H151V4H148ZM160 5H162V4H160ZM137 6L135 8H138ZM142 7H140V8H142ZM151 7H152V5H151ZM165 7L168 8L169 6H165ZM165 7L163 6V8H165ZM220 7H218V8H220ZM229 7H230L229 10H230L231 6H229ZM29 8H28V11L30 10ZM39 8H38V11L36 13H40L41 12L42 8L40 9V12H39ZM209 8H210L209 10L213 9L211 7V5L209 6ZM224 8H226V7H224ZM233 8L234 7H232V9H231L232 11L234 10ZM172 9L174 10V8H172ZM24 10H23V12H26V10L25 11ZM34 10H35V8H34ZM134 10H136V9H134ZM150 10H151V8H150ZM150 10H148V12ZM167 10H165V12ZM173 10L171 11V14H172ZM226 10L227 9H225V11H223V13L224 12L226 13ZM229 10H227V11H229ZM231 10H230V12H231ZM20 11H22V10H20ZM68 11H66L64 13L68 14ZM70 11H69V13H70ZM43 12H41V13H43ZM209 12L213 13V10L209 11ZM216 12H218V9H217ZM27 13H31V11H29ZM126 13H128V15ZM168 13L170 14V12H168ZM14 14H15L14 15V17H15L17 15V13H14ZM166 14H167V12H166ZM166 14H164V15H166ZM169 14L167 16H169ZM176 14H178V12ZM216 14L218 15L219 13H216ZM232 14H234V13H232ZM232 14H231V16H232ZM10 15L11 14H9V17H10ZM21 15H23V14H21ZM30 15L27 16V18L28 17L30 18ZM173 15H174V12H173ZM211 15H213V14H211ZM217 15H213V16L215 17ZM224 15H226V14H224ZM262 15H264V14L262 13ZM39 16H41V15L39 14ZM52 16H54L55 18L53 19ZM213 16L210 17V18L213 19ZM246 16H248V14ZM255 16H256V19H257V15H255ZM36 17H37L36 20H38L40 18V17L38 18V15ZM74 17L76 18L75 20L73 19ZM127 17H128V19H127ZM41 18H44V17H41ZM51 18L53 20H51ZM179 18H178V20H179ZM215 18H217V17H215ZM161 19H162V17L159 18V20H161ZM163 19H164V16H163ZM163 19H162V21H163ZM169 19L168 20L166 19V21L168 22ZM218 19H216L217 22L219 21ZM256 19H255V22H256L255 24H257V23L259 24L260 21L258 20V22H257ZM258 19H260V18H258ZM175 20H176V18H175ZM166 21L163 22V23H165L164 25H169L168 23H170L171 20L168 23ZM215 21H213V22L216 23ZM224 21H225V19H224ZM30 22H31V25H30ZM62 22H61V24H63ZM126 22H128L127 25H125ZM178 22L180 23V20ZM222 22H223V20H222ZM159 23L161 24L162 22H159ZM159 23L157 25H160ZM218 23L216 25H218ZM219 24L222 25V23H219ZM57 25H59V22L57 23ZM177 25H179V24H177ZM177 25H175V26H177ZM183 25H185V26H183ZM260 25L261 24H259L258 26H260ZM173 26H174V24H172L171 27H173ZM223 26H225V25H223ZM178 28H179V30H178ZM224 28L226 29V27H224ZM224 28L222 27V29H224ZM257 28H254V29H257ZM71 29L73 31H71ZM262 29L263 28H261V26H260V31ZM128 30H134V35L133 34H128L127 33ZM157 30L159 31V33L157 32ZM171 30H172V33L175 32L173 30V28H171ZM29 31H30V29H29ZM36 31H37V33H35ZM229 31H231V30H227V32H229ZM257 31H258V29H257ZM168 32H170V31L168 30ZM188 32H187V35L188 36L191 35V34H188ZM227 32H224L225 36H227V34H228ZM32 33H33V31H32ZM129 33H130V31H129ZM163 33H162V35L166 36L165 33L164 34ZM261 33L263 34V32H261ZM30 34H31V32H30ZM148 34H150V35H148ZM169 34L170 33H168V36H169ZM256 34H259V33H255V34L253 33V35H255V36H256ZM31 35L33 36V34H31ZM131 35H133L135 37V39L132 38V40H134V42L132 41V43L130 41L131 39L129 38ZM187 35H186V37H187ZM228 35H230V37L232 38L233 34L232 35L228 34ZM248 35L243 37L244 41H243V39L241 40V38H242L241 34H240V39L239 40L236 39L237 37L235 39H232V40H237L238 42L240 40L243 41V42L240 41L241 42L240 45L241 44L242 45H241V47L239 46V54L243 55V57L245 58V59L243 58L244 59V64L240 63V67H243V68H246L247 66H249L248 62H251V60L249 61V59L254 57V55L250 57V54H253L252 52H254V51L251 52L252 49L250 50V48L252 46L250 47L251 44L248 41L249 40L248 39ZM28 36H29V33L27 34V37ZM32 36H31V39H32ZM250 36L253 37L252 34ZM263 36L264 35H262V36L260 35V37H262V39H263ZM190 37H189V39H191ZM128 38L130 39L129 41H128ZM180 38H178V39H180ZM167 39H169V38H167ZM178 39H177V41H182V43L187 41V40L184 41V38H182L181 40H178ZM227 39H228V37H227ZM258 39L257 40L253 39V42L254 41L255 42L258 41ZM261 40H259V42H258L259 44H262L264 39L260 43ZM23 41H24L23 39L20 40V43L22 42L21 44H23L27 40H25L24 42ZM38 41H40V42L38 43ZM117 41H118V43L119 42H121V43L123 42L122 43L123 45L118 46V45H120V43L117 45V43H116ZM190 41L193 42L192 39ZM50 42H52L53 45H51ZM194 42H193V44H194ZM78 43H77V45H78ZM182 43H181V45H182ZM187 43H189L190 45L188 44V46L191 47L192 44L190 42H188V41H187ZM187 43H185V44H187ZM185 44H183V45H185ZM255 44L258 45L257 43H255ZM20 45H19V48H20ZM71 45H73V44H71ZM112 45H114V46L117 45L118 46V48H117L118 52L121 53L122 56H120L119 54H118L119 55L118 57L115 56L118 53L117 51H116L117 53H115V55H112L111 51L114 48V47H112ZM29 46L32 47L31 45H29ZM50 46H52L53 49H51ZM185 46H187V45H185ZM193 46H195V45H193ZM203 46H201V47H203ZM262 46H264V45H262ZM262 46L259 47L260 50L262 49ZM22 47H24V45H22ZM30 47H27L26 52H24L25 49L22 50V52H24V54L26 53L25 55H27L28 51H29L28 49H30ZM109 47L111 49V50L109 49L110 51L107 50ZM257 47L258 46H256V48ZM176 48H174V49H176ZM206 48L212 50L213 54H211V55H214L212 58L210 57L211 55L209 56L210 53L207 55L206 54L207 52L206 53L203 52V51H207V50H204ZM237 48H238V46H237ZM253 48H255V47L253 46ZM256 48H255V50H257ZM18 50H21V49H18ZM32 50H34V49H31L30 52ZM210 50H208V52ZM75 52H76V50H75ZM135 52H134V56H136ZM235 52H237V51H235ZM66 53H68V51H66ZM157 53L158 52L156 51L155 55H160V53L159 54H157ZM256 53H257V51H256ZM261 53L264 54V50L263 49H262ZM34 54L32 56H35ZM189 54H191V51H190ZM61 55H63L64 57H62ZM169 55H171V58L173 60L169 59ZM172 55H173V57H172ZM183 55H184V53H183ZM185 55H186V53H185ZM261 55H259V56L261 57ZM137 56L139 57V55H137ZM141 56L139 57L140 59L142 58ZM198 56H196V58H198ZM56 57L57 58L60 57L58 59L59 61L57 59H55ZM189 57H191V56H189ZM257 57H258V54H257ZM27 58H30V57L28 56V57H26V59ZM67 58H65V59L67 60ZM75 58L77 60V56H75ZM96 58L99 59V60L96 61ZM133 58L136 59L137 57L136 58L133 57ZM162 58L163 57L161 56V59ZM191 58H193V57H191ZM258 58H257V60L259 61L261 58L260 59H258ZM79 59H81V58H79ZM158 59H160V58H158ZM194 59H195V57H194ZM240 59H242V57ZM240 59H238V64H239V60ZM146 60H148V59H146ZM153 60H155V59L153 58ZM257 60L254 59L253 61L255 63H257L256 62ZM129 61H130V59H129ZM150 61H151V59H150ZM4 62H5V60H4ZM67 62L69 63V61H67ZM133 62L135 63L136 61H133ZM242 62H243V60H242ZM30 63H32V62H30ZM163 63H165V62H163ZM183 63H181V65ZM260 63H258V65ZM11 64H10V66H11ZM123 64H125V65H123ZM128 64H132V63H128ZM253 64L254 63H252V65ZM2 65L3 64H1L0 67H2ZM8 65L9 64H7V65L5 64V67L8 66ZM132 65L133 66L132 67L130 66L129 68H133L135 64H132ZM138 65H137V67H138ZM181 65H179V66H181ZM188 65H186V66H188ZM191 65L192 64H190V67H186V68L190 69L193 66V65L192 66ZM262 65H263V63H262ZM184 66H185V63H184V65H182L180 67V69L183 67L182 74H187L188 70L186 68H184ZM255 67L258 68L256 65H254L253 68H255ZM8 68H10V67H7L6 69H8ZM129 68L127 67L126 70L129 69ZM154 68H155V66H154ZM249 68H251V67H249ZM263 68H264V65H263ZM1 69H2V71L5 70V72H6V69H4V68H1ZM11 69L12 68H10L9 72H11ZM238 69H239V67H238ZM259 69L260 68H258V71L254 72V73H257L258 76H259V74H263L264 75V70H261V69L259 70ZM15 70H17V69H15ZM14 72L15 71H13V75L10 74V73L8 75L15 76ZM17 72L18 71H16V73ZM19 72H20V70H19ZM79 72H77V73H79ZM94 72H95V77H94ZM193 72H192V74H193ZM6 73H8V72H6ZM174 73H176V72H174ZM247 73H249V72H247ZM68 74H70V73H68ZM99 74H100V72H99ZM103 74H102V77H104ZM131 74H133V71H132ZM257 74H255V75H257ZM19 75H20V73H19ZM19 75L18 76L16 75L17 78L19 77ZM169 75H171V73ZM177 75H179V74H176L175 77H173V78H176ZM22 76H23V74H22ZM22 76H21V78H22ZM33 76H34V74H33ZM67 76H69V75H67ZM195 76L196 75L193 76L192 80L195 78ZM244 76L246 77V75H243L242 78L245 79ZM15 77H13V78H15ZM58 77H60V76H58ZM58 77H57V79H58ZM70 77H72V75ZM153 77L157 78V76H154V75H153ZM253 77H254V74H253ZM3 78H5V76ZM62 78H64V77H62ZM65 78H66V76H65ZM82 78H83V80H81ZM160 78H161V80H163L162 77H160ZM169 78L170 77H168V79ZM189 78L191 79V77H189ZM254 78L256 80V77H254ZM6 79H8V76H6ZM6 79H4V84H5V80ZM9 79H10V76H9ZM11 79H10L9 82H11ZM23 79H25V78H23ZM68 79H70V78H68ZM71 79L73 80V78H71ZM71 79H70V81L68 80L69 84H70V82H72ZM176 79H174V80L176 81ZM184 79H185V77H184ZM247 79L245 81H248ZM49 80H48V82H49ZM64 80H66V79H64ZM135 80H136V78H135ZM156 80L158 81V79H156ZM164 80H165V78H164ZM164 80H163V84H164ZM178 80H179V78H178ZM180 80H181V77H180ZM195 80H197V79H195ZM17 81L18 80L16 79V84L19 83V82L17 83ZM19 81H20V77H19ZM27 81H28V79H27ZM27 81H25V82L28 83ZM45 81H46V79H45ZM185 81L186 80H184V82ZM200 81H199V83H200ZM230 81H231L232 87L234 86L233 88H235V86H238L239 84H241L238 81H236V79H234L233 75H232ZM243 81L244 80H242V82ZM20 82H21V84L19 83V85H21V90L20 91H22L23 83H22V81H20ZM23 82H24V80H23ZM60 82H63V81L60 80ZM73 82H72V86L74 84H76V83L73 84ZM152 82L156 83V81H152ZM189 82H190V80H189ZM195 82L196 81H194V83ZM254 82L256 83V81H254ZM12 83H14V82H12ZM51 83H53V82H49L50 86H51ZM54 83H56V81H54ZM65 83L66 82H64V84ZM77 83H78V80H77ZM196 83H198V82H196ZM245 83H244L245 86L243 88H246V86H247ZM255 83H251V85L255 84ZM263 83L262 84L258 83V84L263 85ZM45 84H47V83H45ZM80 84L82 85V83H79V85L78 84H76V85L80 86ZM167 84H168V82H167ZM258 84L256 83V85H258ZM57 85L63 86L61 83L57 84ZM83 85L80 86V87H83ZM137 85H139V84H137ZM197 85H195V86H197ZM229 85H230V83H229ZM248 85H250V84L248 83ZM256 85H252V90H253V88H257V87L261 86V85H259V86H256ZM2 86H4L3 82H2ZM13 86L14 85H12V87L10 86V88H13ZM27 86L28 85L24 86V89H26V90L28 89L29 90V88ZM86 86H85V88L83 87L82 90H84V89L86 90ZM111 86H112V84H111ZM162 86H164V85H162ZM173 86L179 87V81H176L175 85H173ZM18 87L20 88V86H17V88ZM60 87H58V88H60ZM89 87H87V89ZM165 87L167 88L166 84H165ZM168 87H170V85ZM176 87H173V88H176ZM46 88H49V86L46 87ZM58 88H56V89H58ZM93 88H95V87H93ZM121 88L120 89H115L116 90L115 93H117V90L118 91L121 90V92H122L123 90ZM188 88H187V90H188ZM14 89H16V88H14ZM56 89H55L54 92H56ZM111 89H112V87H111ZM231 89H228L229 92L231 91ZM259 89H260V87H259ZM259 89H257V92H258ZM48 90H50V89H48ZM166 90H170V89H165V90H162V91H165L167 93ZM234 90H233V92H234ZM240 90H238L237 94H232L233 92L230 93V94L228 93L229 95L227 96V98L223 97L225 104L222 102L223 105H224V109L227 110V112L224 110L225 113H228V115H229L228 116L229 117L228 118V124L232 125L231 130H233V131H238V130L244 131V129H247V127L249 126L248 123H244L242 121V117L247 115V112H248V109H249L248 104L246 102L247 97L245 99L243 97L245 95L244 93H245V91L247 89L246 90L243 89L244 92H242V93L244 95H242V96H241V94L239 95V91ZM30 91L32 93V90H30ZM60 91H62V90H60ZM159 91H161V90H159ZM172 91H175V89L174 90L172 89ZM197 91L200 92V89H198ZM236 91L237 90H235L234 93H236ZM241 91H240V93H241ZM12 92H13V90H12ZM24 92H27V91H24ZM37 92H38V90H37ZM86 92H89V91H86ZM90 92H92V88H91ZM97 92L94 93L95 95L93 94L94 95L93 97L98 95L99 92L98 93ZM121 92H120V95H121ZM199 92H197V93H199ZM1 93H3V92H1ZM1 93H0V95L2 97H5ZM5 93H4V95H5ZM13 93H15V96H16V93H18V92H13ZM20 93H22V92H20ZM40 93H41V91H39V93L36 94L37 95L36 99L35 98L33 99V97H35V96L32 95L33 97H31V98H32L33 102L30 101L31 99L30 100L28 99V100H29V102L34 104L37 108H39L42 111L41 114L46 116L44 118L45 127H44V129H43V131L41 133V135L43 137L42 138L40 137L41 141L44 143L43 145L40 143L41 141L39 142L40 139H38V141L35 140V137L33 138V136H31L29 131H28L29 132V136L32 137L35 140L34 142H36V144L39 146L38 148L36 146L32 147V148H34L33 151L32 150L29 151V152L26 151V153H25L26 147H28L27 146L28 145L27 144V141H28L27 139H29V138H28V136H26V138H25L21 134L20 135L22 137H19L18 142L16 144H15V142H13V141H15V138L18 137L17 134H18L19 130L22 129L23 125L21 123L24 122L23 120H22L23 122H17L15 120L16 124H14L15 121H13L12 126L11 127L9 126L10 128H8L6 126L7 123L4 124L5 125L4 126L5 130L0 128L1 129L0 130V136H3L2 137L3 141L0 140V200H1V202H0V213H2V212L6 213L7 211L10 210L11 213L9 214V217L12 218L11 220H9V222H7L8 220L5 221V219H3L4 221L2 222V219H1V222L2 223L7 222L6 223L7 225H6V228H5V224H4L3 225L4 228H3L2 227V223L0 224V227L4 229L3 231L2 230L0 231V264H21L20 260H21V262L24 261L22 264H138L137 260H141L143 258H144L145 262L149 261L150 263L148 262V264H151L150 259L155 260V259L159 258L161 256L160 254L162 252H164L163 249H167L165 251H167L166 253H168V255L169 254H174L176 256L179 255V254L183 255V248L180 247V244L177 241H172L171 240L172 242H169L171 244H168V242H167V238L170 239V237H167L166 233L164 234V232L168 229V224L171 225V223L167 222L168 221L167 219H169L168 217H167V219H164V217L166 218V216L163 217V214L161 215V210L158 209V208H161V207L152 206L151 202H150V199L149 198H148L149 200L147 199V194L145 195V194H143V192L141 193L140 191H138V187H135L134 189L131 188L132 191L133 190H137V191H134L133 193H129V192L126 193L127 190H124V189H126V187H127L128 190H130L128 186L133 185V187H134L135 186L134 182H132L130 180L126 181L124 179V177H123L122 170H120L119 168L113 169V166L111 164L107 165V163H105L103 165V162L101 160H97V157H100L102 154H104L103 151L99 150L102 153L101 154L97 153L98 149L96 148V151L93 149L95 153L91 154V152H93L91 150L92 148L90 149L91 146L93 147L92 140L90 139V137L88 135H86L85 131H82V129L80 130L79 127L77 128V126H78L76 124L77 121L75 122L76 127H74L75 126V124H73L74 122H72V124H73L72 125L71 123H69V121H70L69 119H68L69 120L68 121L67 119L62 118L61 112L63 110H60L59 108L54 106V103L51 102V100H49L48 97H46V96H44V95H42ZM66 93H68V92H66ZM100 93H101V91H100ZM100 93H99V96H101ZM111 93L113 94L114 92H111ZM127 93L128 92H126L125 95H127ZM189 93H190V91L188 92V94ZM32 94H35V93H32ZM60 94H61V92H60ZM68 94H66V95H68ZM140 94L141 93H139V96H140ZM179 94L181 95V93H179ZM179 94H177V95H179ZM201 94H203V93H201ZM11 95H12V93H11ZM89 95H91V94H89ZM89 95H88V97H84V98L85 99L86 98L90 99L91 97ZM103 95H105V94H103ZM130 95H132V94H130ZM48 96H50V95H48ZM82 96H84V95H82ZM111 96H113V95H111ZM127 96H129V95H127ZM199 96H201V95L198 94L197 96H194V97L198 98ZM50 97L52 98V96H50ZM57 97L58 96H56V98ZM60 97H61V100L64 98V96L62 98L61 95H60ZM102 97H105V96H102ZM189 97H190V95H189ZM191 97H192V95H191ZM194 97H192L193 101H194V99H193ZM201 97L204 98V96H201ZM205 97H207V95H205ZM71 98H72V96L70 97V99ZM92 98H91V101L93 100ZM99 98L101 99V97H99ZM105 98L103 100H105ZM115 98H117V96ZM134 98H137V97H134ZM170 98H171V96L167 97L168 100ZM180 98H179V100H180ZM183 98H181V99H183ZM97 99H98V97H97ZM119 99H120V102H121L122 99L120 97H119ZM28 100H26V101H28ZM65 100L66 99H64V102H66L68 99L66 101ZM195 100H196V98H195ZM94 101H95V99H94ZM94 101H92V102H94ZM110 101L112 102L111 99H110ZM184 101H186V100H184ZM222 101H223V99H222ZM99 102H101V101H99ZM99 102H97V104ZM104 102L105 101H103L101 103H104ZM117 102H116V104H117ZM120 102H118V103H120ZM180 102H182V101L180 100ZM31 103H30V106H32ZM70 103L68 102L67 104H70ZM174 103H176V102H174ZM56 104H59V103L57 102ZM104 104H103V106H104ZM186 104H187V102H186ZM34 105H33V108L35 107ZM84 105H86V104H84ZM109 105L113 106L114 104L111 103ZM115 105L113 107H115ZM165 105H167V104H165ZM176 105H178V104H176ZM176 105H174V104H173V106L169 105V107L171 106V108L168 110L167 113H165L166 114L165 116L173 117L172 115H174L176 113V111L178 109H180V107H183V106L185 107V105L181 106V103H180V106H176ZM103 106H100V107H103ZM105 106H107V103L105 104ZM10 107H11V105H10ZM75 107H76V105H75ZM78 107L79 106L76 107V110H77ZM90 107H91V105H90ZM109 107L110 106H108V108ZM190 107H191V105H190ZM33 108H30V109H33ZM105 108L104 109L102 108V109L105 110ZM162 108H163V106H162ZM96 109H99V108H96ZM165 109H166V107H165ZM35 110H37V109H35ZM40 110L37 113H35V112L34 113L38 114V113H40ZM110 110H112V108H110L109 111ZM79 111H80V113L82 112L81 110H79ZM180 111H181V109H180ZM224 111L222 110V113ZM5 119H6V117H5ZM35 121H37V120H35ZM38 122L39 121L34 122V123H38ZM8 124H10V122ZM26 125L28 126V124H26ZM29 125L31 126V124H29ZM263 126H264V124H263ZM139 127H140L139 132L143 133L144 128H141V125H139ZM23 128H25V127H23ZM31 128L32 127L29 128V126H28L29 130ZM34 128H32V129H34ZM26 131L24 130V132H26ZM251 133H257L256 129L254 131H251ZM22 134H25V133H22ZM26 134H28V133L26 132ZM32 134H34V131L32 132ZM36 134H38L37 136L40 135L39 133H36ZM247 134L249 135L248 132H247ZM247 134H246V136H247ZM4 138L5 139L7 138V140H5ZM25 139L27 141L24 142ZM33 139L31 141H33ZM16 141H17V139H16ZM20 141H21V143H19ZM146 141L147 140H144V143H145V146L147 147L148 146V142H146ZM12 142L14 144H12ZM29 143H31V142H29ZM227 143L229 145L232 144V137L231 136L228 137ZM34 144L35 143H32V145L30 144V146H34ZM21 147H23V148L21 149ZM28 148L32 149L31 147H28ZM84 150H88V151H85V154H84V153H82ZM89 152H90V154H89ZM32 157H35V158L38 159L39 163H37V164H38L39 167L37 166V168H35L34 166L36 164H34L32 170L29 168L31 170V172L29 171V169H28L29 172H26L27 169L25 171L23 169H25L27 167H23V165L26 162L27 164H25V165L26 166L29 165L31 167V162L34 161L33 163H35V160H36V159L33 160L34 158H32ZM103 161H105V160H103ZM237 161H238V158L236 157L235 154L232 153V156L227 158L225 164L226 165H230V167L231 166L234 167V164L235 163L237 164ZM10 162H13V163L9 164ZM28 162L30 164H28ZM37 173L40 174V175L38 176ZM41 174H42V176H41ZM259 183H261V182L259 181ZM261 184L264 185L263 182ZM261 184L248 185V186L244 187L243 190L241 188V189L235 191V196L236 197L237 196L240 197V195H242V193H243V192L241 193V191H246V193H247V191H248V193L251 192L250 194L252 196L253 195L254 196L262 195V194H264V186H262ZM248 193L245 194V192H244V194L246 196H248ZM230 194H232V192ZM245 195H244V197H246ZM233 197H234V194H233ZM262 201L264 202V198L260 202H262ZM46 204H48V205L52 204L53 206H55V205H57V206H55V208H53V206L52 207L50 206V208H48V210H47V208H44ZM255 204H256V201H255ZM59 205H60V207L64 208V211H63L62 208H60L62 210L59 209ZM158 210H160L159 213H158ZM59 211H63V214L59 213ZM3 215H2V217H3ZM211 215L212 216H217V215H219V212L216 211V209H212L210 217H211ZM8 224H9V226H8ZM165 227H167V229H165ZM171 228H170V230H171ZM2 235H3V237L5 235V238L2 239L1 238ZM250 236L253 237L252 234ZM218 240H221V239H218ZM243 240H244V243H246L248 245V247L250 248L249 251L252 250V252H254V253L256 251H258V249L256 247L257 245L255 244L256 245L255 246L252 242H248L249 241L248 238L243 236ZM262 245H264V244L262 243ZM198 247H199V251H200V256L202 258L201 260H203V261H206V262L212 261L213 262V260H211V259H213L212 257L219 256L214 249H212L211 247H209L208 245H206L204 243H199ZM45 251L48 252L50 255L49 256L46 255ZM37 252H38V254H37ZM42 252H45V253H42ZM40 254L43 257H44V255H46L48 257L51 256V259L49 258V261L41 260L40 257L37 256V255H40ZM158 255H160V256L158 257ZM53 256H55L57 259L56 258L54 259ZM160 260H161V258H160ZM160 260H159V262H153L152 264H154V263L155 264H185L183 262H176V261L175 262H169L168 259H167L168 261H165V260L164 261L163 260L160 261ZM212 262H210V263H212ZM139 263H141V261ZM200 264H207V263L200 262ZM214 264H216V263H214Z\"/></svg>",
  "mask_w": 264,
  "mask_h": 264
}]
</instances>
